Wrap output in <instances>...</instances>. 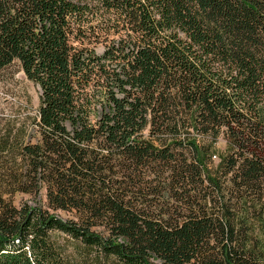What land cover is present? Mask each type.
I'll list each match as a JSON object with an SVG mask.
<instances>
[{
    "label": "trees",
    "instance_id": "trees-1",
    "mask_svg": "<svg viewBox=\"0 0 264 264\" xmlns=\"http://www.w3.org/2000/svg\"><path fill=\"white\" fill-rule=\"evenodd\" d=\"M12 67L0 264H264V0H0Z\"/></svg>",
    "mask_w": 264,
    "mask_h": 264
},
{
    "label": "rangeland",
    "instance_id": "rangeland-1",
    "mask_svg": "<svg viewBox=\"0 0 264 264\" xmlns=\"http://www.w3.org/2000/svg\"><path fill=\"white\" fill-rule=\"evenodd\" d=\"M38 88L28 82L22 72L12 67L0 73V118L10 114L16 105L27 106V101L31 98L34 106L38 105ZM223 148V143H221ZM41 200L45 204V192L42 193ZM28 201L34 203L32 198L27 195L18 194L16 203ZM66 218L68 215L60 213Z\"/></svg>",
    "mask_w": 264,
    "mask_h": 264
}]
</instances>
